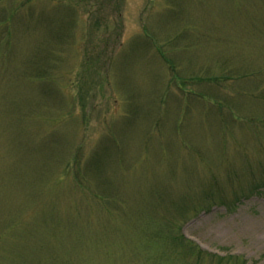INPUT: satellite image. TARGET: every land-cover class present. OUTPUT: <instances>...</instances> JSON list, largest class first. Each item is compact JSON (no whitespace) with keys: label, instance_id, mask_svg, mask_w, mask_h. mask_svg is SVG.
<instances>
[{"label":"rangeland","instance_id":"obj_1","mask_svg":"<svg viewBox=\"0 0 264 264\" xmlns=\"http://www.w3.org/2000/svg\"><path fill=\"white\" fill-rule=\"evenodd\" d=\"M0 264H264V0H0Z\"/></svg>","mask_w":264,"mask_h":264}]
</instances>
